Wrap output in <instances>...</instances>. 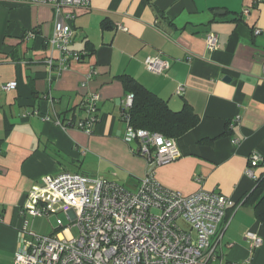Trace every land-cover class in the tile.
Here are the masks:
<instances>
[{"label": "crops", "instance_id": "crops-1", "mask_svg": "<svg viewBox=\"0 0 264 264\" xmlns=\"http://www.w3.org/2000/svg\"><path fill=\"white\" fill-rule=\"evenodd\" d=\"M73 13L69 48L85 56L51 71L45 59L58 55L48 44L52 8L0 4V264H13L21 236L29 238L22 226L31 230L28 217H37L23 211L31 187L64 170L130 190L152 172L183 194L203 189L229 197L234 207L218 230L228 223L220 259L264 264V223L245 202L264 175V0H91ZM207 33L217 36L213 50L206 47ZM157 54L168 62L159 74L143 64ZM91 68L96 73L87 78ZM122 74L171 109L187 103L198 115L197 124L175 138L176 159L148 164L136 141H124ZM9 81L16 87L3 90ZM92 93L100 96L98 119L87 134L75 122L86 116L84 101ZM253 152L263 157L254 167L256 179L245 174ZM246 231L262 244L252 247Z\"/></svg>", "mask_w": 264, "mask_h": 264}, {"label": "built area", "instance_id": "built-area-1", "mask_svg": "<svg viewBox=\"0 0 264 264\" xmlns=\"http://www.w3.org/2000/svg\"><path fill=\"white\" fill-rule=\"evenodd\" d=\"M50 6L54 12V26L48 44L58 53L49 55L46 65L61 71L71 60H80V51L69 48L73 33L71 21L74 9H87L91 0H0ZM244 12H247L245 10ZM120 28H122L120 26ZM259 33L258 29L254 30ZM29 35H33L29 33ZM206 47L217 46L214 33L205 35ZM146 69L162 73L168 62L161 54L149 55L143 60ZM96 71L89 70L87 78ZM16 87V81L1 85L3 90ZM179 86V91L181 90ZM99 94L92 93L84 101L86 116L77 120L75 126L89 134L97 121ZM133 94L123 98L121 118L125 122L123 139L136 141V152L148 164L161 165L179 156L176 139L159 132L135 128L129 123L128 108ZM60 123L59 121H57ZM263 162L256 152L249 156L245 174L256 179L254 167ZM200 181V179H198ZM233 201L216 191L198 189L190 194L161 185L152 172L144 175L133 190L102 177H89L80 172L64 170L45 175L28 192L24 210L32 216L49 215L63 211L77 234L63 227L56 220V227L62 228L53 235H39L22 226L23 235L14 252L13 264H239L223 262L218 246L224 229L226 211ZM64 231H68L66 235ZM216 236L214 242L211 238ZM246 239L252 247H258L263 240L252 231H246Z\"/></svg>", "mask_w": 264, "mask_h": 264}, {"label": "trees", "instance_id": "trees-1", "mask_svg": "<svg viewBox=\"0 0 264 264\" xmlns=\"http://www.w3.org/2000/svg\"><path fill=\"white\" fill-rule=\"evenodd\" d=\"M80 52L81 59L85 53ZM119 80L126 94H133L132 105L127 110L129 123L133 127L159 132L166 137L177 138L197 124L199 117L187 103H184L180 110H173L166 101L131 76L122 74L119 76ZM245 202L253 204L255 217L264 223V175L257 178L255 186ZM233 207L234 205L231 208ZM225 216L227 217V213Z\"/></svg>", "mask_w": 264, "mask_h": 264}, {"label": "rangeland", "instance_id": "rangeland-1", "mask_svg": "<svg viewBox=\"0 0 264 264\" xmlns=\"http://www.w3.org/2000/svg\"><path fill=\"white\" fill-rule=\"evenodd\" d=\"M58 218L62 221L63 227H68L74 222L73 220L69 219L65 212L59 211L58 213H50L49 215L37 216L34 218L28 217V228L35 231L39 235H53L56 234L57 231H61L63 228H58L57 230L54 229V227H56V220ZM69 232L73 235H76V227L71 225L69 228ZM218 263L219 259H216L212 262V264Z\"/></svg>", "mask_w": 264, "mask_h": 264}, {"label": "water", "instance_id": "water-1", "mask_svg": "<svg viewBox=\"0 0 264 264\" xmlns=\"http://www.w3.org/2000/svg\"><path fill=\"white\" fill-rule=\"evenodd\" d=\"M224 80H226V81H227L228 79H227V78H224Z\"/></svg>", "mask_w": 264, "mask_h": 264}]
</instances>
